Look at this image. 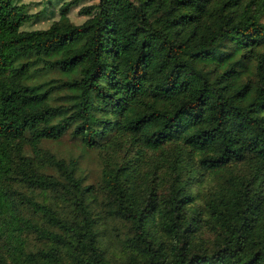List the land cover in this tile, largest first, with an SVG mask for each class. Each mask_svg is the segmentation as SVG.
Returning a JSON list of instances; mask_svg holds the SVG:
<instances>
[{
  "label": "trees",
  "instance_id": "16d2710c",
  "mask_svg": "<svg viewBox=\"0 0 264 264\" xmlns=\"http://www.w3.org/2000/svg\"><path fill=\"white\" fill-rule=\"evenodd\" d=\"M74 5L0 0V264H264V0Z\"/></svg>",
  "mask_w": 264,
  "mask_h": 264
},
{
  "label": "rangeland",
  "instance_id": "374dc122",
  "mask_svg": "<svg viewBox=\"0 0 264 264\" xmlns=\"http://www.w3.org/2000/svg\"><path fill=\"white\" fill-rule=\"evenodd\" d=\"M64 1L68 0H15L17 6H21V12L29 15V19L23 24V29H44L51 21L57 18L58 7ZM96 0H76V5L70 7L67 16L69 20L78 24L85 19L78 10L83 6L94 4ZM42 146L51 150L56 155L68 157L72 156L77 158L81 174L85 179V183H91L96 187L98 182L100 167H101V154L100 150L96 149H82L76 140L71 139L67 134L63 135L58 141H46ZM204 184L202 188H204ZM99 200H102L104 195L97 192ZM105 199V198H104ZM114 225L109 222L107 228ZM208 235V234H205ZM120 254L116 252L114 255ZM115 261L116 259L113 258Z\"/></svg>",
  "mask_w": 264,
  "mask_h": 264
}]
</instances>
